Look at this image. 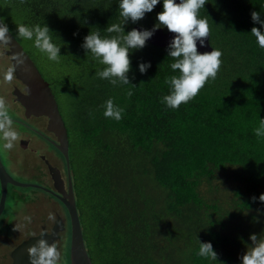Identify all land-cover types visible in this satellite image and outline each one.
Segmentation results:
<instances>
[{"label": "trees", "instance_id": "1", "mask_svg": "<svg viewBox=\"0 0 264 264\" xmlns=\"http://www.w3.org/2000/svg\"><path fill=\"white\" fill-rule=\"evenodd\" d=\"M206 3L200 18L208 20L211 45L223 53L217 78L179 109L168 108L161 97L169 94L164 81L176 74L174 61L168 46L147 41L130 54L132 97L131 85L94 82L99 106L111 98L124 109L115 121L101 117L97 104L94 113L72 118L66 89L103 66L80 62L81 45L91 31L104 38L113 35L105 30L109 24H123L119 0H0V19L15 37L16 24H46L61 47L60 62L45 55L46 66L33 41H19L65 115L77 208L79 215V204L89 212L90 220L83 223L80 215V221L94 264H241L250 236L264 238V138L253 131L264 119V49L251 35L253 27L264 32L251 18L256 11L264 20V0ZM162 10L163 0L142 20L129 21L125 32L154 28ZM142 62L151 64L146 73L139 71ZM133 159L146 177L105 171V161ZM94 166L98 178L90 177ZM67 235L70 240V223ZM200 242L212 243L218 261L196 255Z\"/></svg>", "mask_w": 264, "mask_h": 264}, {"label": "clouds", "instance_id": "2", "mask_svg": "<svg viewBox=\"0 0 264 264\" xmlns=\"http://www.w3.org/2000/svg\"><path fill=\"white\" fill-rule=\"evenodd\" d=\"M24 0H21L23 3ZM161 0H119V15L123 18V24L112 23L105 29L107 33L113 34L102 38L99 32H90L84 38L81 45L87 56L90 54L93 60L104 65L103 70L96 72V77L108 80L114 87L131 85L127 91L130 98L134 95L129 79L132 71L130 54L135 50L143 49L146 42L153 36L158 25L166 28L174 34V38L168 45V57L174 62L170 68L175 75L165 79L169 88V94L161 97V103L170 109H179L182 104H187L194 99L205 87L209 80H215L222 65V51L213 48L210 52H199L198 44L205 46L206 39L210 36V25L206 18H200V10L205 7L206 0H163V10L157 14L158 24L152 30H138L133 28L125 32V25L131 21L136 23L142 20L160 4ZM251 18L254 23L264 25L259 12L253 11ZM17 25L16 39L33 41L34 47L40 53L45 54L48 60L59 63L61 47L53 42L52 31L45 24L41 26H27L23 23ZM145 28V27H144ZM164 30V29H163ZM164 30V31H167ZM10 30L3 20H0V50L10 48L12 37ZM251 35L255 37L256 43L264 49V32L259 27L251 29ZM12 66L0 74V83L11 84L17 67L25 65L22 53L12 55ZM151 67L150 63H140L139 71L146 73ZM143 83V82H142ZM103 115L115 121L123 118L124 109L116 105L109 98L103 105ZM14 120L10 113V105L6 98L0 95V151L10 152L20 139L19 133L14 127ZM257 138H264V119H259L258 126L254 128ZM31 198V193L27 194ZM256 200V197H253ZM264 202V194L259 196ZM48 220L57 222L56 215L48 214ZM32 223V216L25 215L20 222L15 224L14 230L19 231ZM34 235V234H33ZM252 246L247 248L245 254L240 257L241 264H264V238L256 234L250 236ZM31 264H59L60 252L55 243L49 244L47 240L40 239L37 244L28 248ZM198 257L206 260L218 261V253L214 251L211 242H200ZM223 264V262H219Z\"/></svg>", "mask_w": 264, "mask_h": 264}, {"label": "flooded vegetation", "instance_id": "3", "mask_svg": "<svg viewBox=\"0 0 264 264\" xmlns=\"http://www.w3.org/2000/svg\"><path fill=\"white\" fill-rule=\"evenodd\" d=\"M2 53L6 58H9L8 60L10 64H0V74H2L5 69L12 66L11 57L4 53V50H2ZM50 86L53 92V87L51 84ZM6 89L10 90H8L11 94L10 100H8L9 94L7 93L9 92H6ZM22 94H27L26 86L16 75H14L11 84L0 83V95L4 96L8 103H10V113L15 122L14 127L20 137L15 145L17 150L14 147L13 150L7 152V157H5L6 152L0 151V160L9 175V177L5 178L6 192H4L3 178L0 175V204L4 197L2 210L0 211V264H10L13 260V251L23 241L15 240L14 242H11V238H8V231L14 229L15 224L21 221L19 214V212H21V205H26V209L30 216H32L29 204L36 201L35 196L38 195L36 192H32L30 198L27 195L28 193L24 194L22 189L27 186H22L21 183L28 184V187L30 188L41 190L43 192L41 194L43 198H50L61 208V213H59L57 217L62 216L65 219L67 229L61 233V239L57 241L58 246L63 238V243L65 242L68 224L70 223L68 211L60 197H64L63 193L69 191L71 183L77 204L74 173L70 161L71 145L68 129L69 162H67L63 151L59 148L61 140L59 139L58 134L50 128L49 117L45 114H36L31 111L28 112L26 106L19 99ZM55 99L65 124V115L59 105L60 101L56 96ZM0 143H2V141H0ZM19 154L23 155V157L20 156L22 158L21 160L18 157ZM15 166L23 169V175L17 172L19 169L16 170ZM54 174L59 176L58 186H56ZM4 193L5 196H3ZM38 193L40 194V192ZM13 203L14 206H12ZM16 208H19L20 211H17ZM32 223L27 226H33ZM43 227L47 230L51 229V227H48L47 225H42L41 230ZM30 235H33V233H30Z\"/></svg>", "mask_w": 264, "mask_h": 264}, {"label": "water", "instance_id": "4", "mask_svg": "<svg viewBox=\"0 0 264 264\" xmlns=\"http://www.w3.org/2000/svg\"><path fill=\"white\" fill-rule=\"evenodd\" d=\"M179 2L180 0H177V3ZM133 28L141 31L145 29H153L144 28L142 26H134ZM9 34L12 37L11 45L10 48L4 50V53L11 57L12 64V55L14 54L22 53L25 59V65L17 67L15 73L17 78L25 84L27 90V94H22L19 99L26 106L28 112L31 111L36 114H45L49 117L50 128L58 134V137L61 140V145L59 148L61 151H63L67 162H69V140L67 128L59 112L58 104L52 92L51 86L49 82L42 76L39 68L35 65L33 59L26 52L23 45L16 39L11 31ZM173 38V33H170L168 30L164 31L163 28H157L148 42L156 46L165 47L169 45ZM197 44L198 51L201 53L210 52L213 50V46L210 43V36L206 39L205 46L201 47L199 42H197ZM0 175L3 178L4 192H6L5 178L9 177V175L1 160ZM54 176L56 180V186H58L59 176L56 174H54ZM21 185L28 186V184L24 183H21ZM63 195L64 197H60V199L68 211L70 220V264H94L86 247L72 183L70 184L69 191L64 192ZM3 196H5V193ZM3 202L4 197L1 200L0 211L2 210ZM66 229L67 226L65 219L62 216H58L57 222H54L50 230H47L45 227H43L42 230L37 234L31 235L24 239L13 251V260L10 264H31L27 250L29 247L37 244L38 240L40 239L47 240L49 244L55 243L58 248L57 241L61 239V233Z\"/></svg>", "mask_w": 264, "mask_h": 264}, {"label": "rangeland", "instance_id": "5", "mask_svg": "<svg viewBox=\"0 0 264 264\" xmlns=\"http://www.w3.org/2000/svg\"><path fill=\"white\" fill-rule=\"evenodd\" d=\"M42 54V53H41ZM40 54V55H41ZM43 55V56H42ZM41 55V59L44 61L43 63L46 64V59L44 58L45 54ZM9 58H6L5 55L2 53V50H0V64L2 65H8L10 64ZM78 60L80 62L83 63H88L89 60H93V58L91 57V55L89 54L87 56L86 51L84 50L81 55H79ZM94 62H96L97 64H99L97 61L93 60ZM101 65V64H100ZM105 66H101L100 68H97L94 71L88 72L85 77L84 80L82 82H78L76 85H72L69 88L66 89V94L68 95V103H67V108L70 111V115L72 116V118L74 117H84L87 113H94L95 112V104L98 103L99 101V95H97L94 92V82L96 83H103L106 82L108 80H102L99 79L98 77H96V72L98 70H103ZM9 89H6V92ZM10 91V90H9ZM8 91V92H9ZM9 94L8 100L11 99L10 97V92L7 93ZM96 96V98H95ZM63 99V97H62ZM8 102V101H7ZM10 104V103H8ZM97 111L99 112V115L104 116L103 114H101L104 109L102 108V106H99L97 104ZM96 111V112H97ZM96 114V113H95ZM17 147L15 146V149ZM91 149L94 150V146H91ZM17 150V149H16ZM23 157V155L19 154V159L21 160ZM7 157V152H6V156ZM140 160V159H138ZM104 161V160H103ZM105 163V171L108 172L107 174H116L118 176H124L127 177L129 179H136L137 176L139 175L140 177H146L147 175L145 174H141V166H139L138 164L134 163V159L131 161H122V162H118L116 163L114 160H108L103 162ZM16 167V170H18L17 172L23 175V169L21 167ZM76 171L80 169L79 165H74L73 167ZM97 167L94 166L92 167L91 171H90V177H100V174L97 173ZM74 173V172H73ZM78 174L76 173V176ZM217 182V181H216ZM26 183V182H25ZM225 187L228 188L229 185L227 186H221V188L223 190H225ZM22 192L24 194L27 193H32V192H36L38 195L35 196L36 197V201L32 202L29 204L30 208H31V214H32V225L31 227H24L19 231H16L14 229H11L10 231H8V238H11L10 241L14 242L15 240H24L26 239L27 236L30 235V233L33 234H37L40 230L42 225H47L48 227H51V225L54 223L52 221L48 220V214L49 212H52L56 215L59 213H61V208L59 207V205L57 203H55V201L51 200L50 198H43L42 197V191L39 189H34V188H30V187H24L22 189ZM40 192V194L38 193ZM46 194V193H44ZM48 195V194H47ZM12 206H14V203L12 204ZM26 205H21V212H19L20 214V218L22 220V217L25 215H30L28 210L25 207ZM13 208V207H12ZM79 208H80V215H81V219L83 221V223L86 222V220H90V218L88 217V213L89 212H85L84 208H82V206L79 204ZM17 211H20V209L16 208ZM96 220V219H95ZM86 227V226H85ZM1 230V229H0ZM229 234L234 233L232 232H228ZM29 234V235H28ZM31 236V235H30ZM64 238L62 239L61 243L59 242V246H58V250L60 252V261L62 263H67V252H68V248L70 246V240L68 239V235L65 239V244L63 243ZM68 242H69V246H68ZM63 243V245H62ZM61 244V245H60ZM6 245V244H5Z\"/></svg>", "mask_w": 264, "mask_h": 264}]
</instances>
